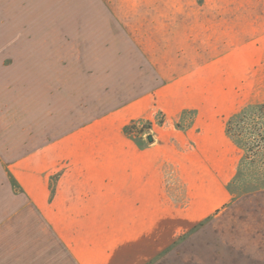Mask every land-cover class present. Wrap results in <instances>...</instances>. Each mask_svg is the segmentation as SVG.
Masks as SVG:
<instances>
[{
  "label": "rangeland",
  "instance_id": "374dc122",
  "mask_svg": "<svg viewBox=\"0 0 264 264\" xmlns=\"http://www.w3.org/2000/svg\"><path fill=\"white\" fill-rule=\"evenodd\" d=\"M31 202L84 264H264V0H0V224Z\"/></svg>",
  "mask_w": 264,
  "mask_h": 264
},
{
  "label": "crops",
  "instance_id": "0c3cea01",
  "mask_svg": "<svg viewBox=\"0 0 264 264\" xmlns=\"http://www.w3.org/2000/svg\"><path fill=\"white\" fill-rule=\"evenodd\" d=\"M0 264L84 263L46 208L31 202L0 224ZM155 264H176V256Z\"/></svg>",
  "mask_w": 264,
  "mask_h": 264
},
{
  "label": "water",
  "instance_id": "95a60500",
  "mask_svg": "<svg viewBox=\"0 0 264 264\" xmlns=\"http://www.w3.org/2000/svg\"><path fill=\"white\" fill-rule=\"evenodd\" d=\"M149 141H150V142H153V141H154V138H153L152 135L149 136Z\"/></svg>",
  "mask_w": 264,
  "mask_h": 264
}]
</instances>
